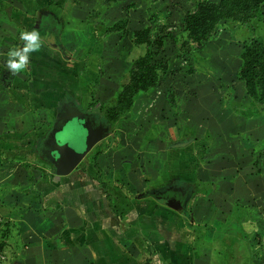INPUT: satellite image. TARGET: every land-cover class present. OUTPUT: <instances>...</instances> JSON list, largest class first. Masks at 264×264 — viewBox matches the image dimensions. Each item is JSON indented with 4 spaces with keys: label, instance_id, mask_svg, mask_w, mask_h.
<instances>
[{
    "label": "rangeland",
    "instance_id": "374dc122",
    "mask_svg": "<svg viewBox=\"0 0 264 264\" xmlns=\"http://www.w3.org/2000/svg\"><path fill=\"white\" fill-rule=\"evenodd\" d=\"M44 1L0 0V88L31 101L28 106L39 107L30 113L35 117L30 118V114L21 117L14 104L11 106L8 95L0 91L5 94V99L0 101V136L7 129L25 133L33 130L35 122H40L41 134L25 139L34 142L36 136L48 135L58 111L79 112L103 130L104 138L80 165L92 170L98 182L108 174L125 183L120 175L146 173L148 167L150 174H159L157 168L163 165L161 151L165 148L173 151L169 144L177 147L201 144L194 167L208 178L202 183L199 179L194 182L199 187L194 201L199 200L198 204L200 199L211 200L208 205L213 206V214L204 234L199 228L193 229L195 237L199 232L198 244L202 242L199 249L203 260L199 264H264V108L246 95L242 81L238 80L243 44L253 39L264 44V5L249 24L220 23L210 40L198 48L192 43L184 45L187 38L182 19L202 0H66L65 4L59 1L58 6ZM18 6L28 14L26 26L20 21V27L15 23V13L21 12ZM36 11L40 12L37 14L41 20H35ZM124 21L126 24L119 31H110ZM146 27L151 28L152 40H162L161 50L150 48L156 53V63L166 67L160 73L161 83L138 94L132 109L110 124L104 118V111L115 104L121 86L128 81L132 62L146 52L145 45L138 46L133 40V33ZM33 29L40 32L48 48L54 45L67 56L61 58L68 62V72L54 62L48 64L52 60L39 52L31 54L25 71L12 75L7 70L9 48L22 43L19 39L22 30ZM54 55L50 54L52 59ZM19 78L25 80L23 84ZM47 78L51 81H46ZM28 79L29 82L41 80L42 85L27 84ZM56 81L65 83L71 91L62 107L58 100L61 92H54L62 86L56 88L53 85ZM35 98L39 99L37 105ZM28 119L34 123L28 121L31 125L24 126ZM13 138L16 144L22 140ZM36 154L32 152L29 156L41 159ZM13 156H19L18 149L6 160L11 166L3 165L0 156V168L1 165L4 168V172L0 171V180L3 179L0 208H11L20 214L31 205L35 214L42 215L38 190L35 192L27 187L29 184H22L25 166ZM41 156L46 181L54 179L53 162L44 152ZM176 157L170 160L175 162ZM96 159L100 169L97 164L93 166ZM151 179L150 176V184ZM50 206L46 204L47 212ZM58 217L60 223L63 212ZM209 242L215 243L212 244L217 249L210 251L212 255L206 259ZM20 245H16L17 250ZM257 258L261 261H256Z\"/></svg>",
    "mask_w": 264,
    "mask_h": 264
},
{
    "label": "crops",
    "instance_id": "0c3cea01",
    "mask_svg": "<svg viewBox=\"0 0 264 264\" xmlns=\"http://www.w3.org/2000/svg\"><path fill=\"white\" fill-rule=\"evenodd\" d=\"M52 1L44 2L53 3L55 6L59 5V1L66 3V0ZM27 3L32 7L30 1ZM18 9L21 12L15 13V23L20 27V21L26 26L29 21L28 14L21 6H18ZM41 19L42 17L37 14L35 20ZM46 45L43 44L39 53L52 60L48 61V64L54 62L67 71L68 62H63L61 58L67 56H63L54 45L51 48ZM50 54H55L53 59ZM47 65L45 64L44 67ZM19 79L20 84H23L25 80ZM30 79L26 80L27 84L35 87L42 85L41 80L33 79L29 82ZM46 81L51 80L47 78ZM53 85L56 88L62 86L54 89L55 93L60 91L62 94L58 99L62 107L65 105L64 101L69 100L70 88L58 81ZM0 91L8 95L11 106L14 104L15 110L20 112L21 117L28 116L39 108L30 104L28 106L27 103L31 101L10 93L8 89L0 88ZM4 93H0V101L5 99ZM41 97H44V94ZM37 98L34 99L36 105L39 100ZM60 114L58 111L57 116ZM31 117L35 115L30 114ZM29 119L24 126L31 125L30 122L34 123ZM34 124L33 130L25 133L10 132L7 129V132L0 136V156L4 160L3 165L6 163L11 166V162L6 160L12 157L15 149H18L19 156L13 157H17L25 166L21 182L29 184L27 187L30 190H38L40 209L43 211L42 215L35 214L31 205L27 211L20 214H16L8 207V209L0 208V229L6 231L0 239L4 244L3 252L0 253L3 257L0 264H199V261L203 260L200 258L202 250L199 249L202 242L198 244V236L200 231L204 234L208 225L212 223L210 216L213 214V206L208 205V202H211L208 198L200 199L201 202L198 204L196 203L199 200L194 201L199 188L194 182H198L199 179L202 183L204 178H208L199 174L194 167L202 150L201 144H182L179 147L176 144L172 146L169 144L170 150L173 151H166V148L161 151L160 159L163 165L157 168L159 174H150L148 167L146 173L133 172L124 174L125 177L120 175L125 183L109 177L108 174H106L108 178L103 177L98 182L92 170L87 167L81 168L80 165L86 159L79 165L80 170H76L72 175L57 181L52 177L51 180L46 181L48 178L42 171L41 155L47 136L38 138L36 136L34 142L25 140L27 137L35 138L36 133L41 134L42 123ZM13 137L18 141L21 138L22 140L16 144ZM166 145L163 144L164 147ZM185 150L187 153L184 152ZM32 152L39 154L41 159L37 160L35 155L29 156ZM216 152L223 151L216 150ZM193 154L194 157H191ZM117 155L122 156L118 152ZM176 155L175 163L170 159ZM95 164L100 169L97 159L93 161V166ZM175 164L177 168H172L171 166ZM3 165L0 168L1 172H4ZM115 167L117 168V164ZM155 174L158 178L156 183ZM150 176L153 178L151 184ZM10 177L11 175L8 179ZM150 189H154L152 191L155 192ZM42 198L45 200L43 201ZM191 202L194 204L189 207L188 204ZM46 204L51 205L50 212H47ZM171 205H175L176 208H172ZM61 212L63 218L58 223V215ZM195 228L196 230L199 228L196 237L194 236L196 232H193ZM240 236L241 234L238 235ZM20 243L17 250L16 245ZM212 243L209 242L207 245L206 259L212 255L210 251L217 249L216 244ZM256 261L259 262L261 259L257 258Z\"/></svg>",
    "mask_w": 264,
    "mask_h": 264
},
{
    "label": "trees",
    "instance_id": "16d2710c",
    "mask_svg": "<svg viewBox=\"0 0 264 264\" xmlns=\"http://www.w3.org/2000/svg\"><path fill=\"white\" fill-rule=\"evenodd\" d=\"M264 5V0H202L198 2L194 9L185 13L182 19V27L186 33L187 41L201 48L203 44L210 40L216 27L227 21L239 24H249L258 15L260 8ZM126 22L115 25L110 31H119ZM151 28L135 31L133 40L136 45H145L146 52L135 59L128 73V81L124 83L116 98L114 105L104 111L105 120L116 123L126 113H128L135 102V98L140 93L148 92L158 87L161 83V70L154 60L155 52L151 47L162 49V40L151 39ZM241 65L238 72V80L242 81L246 95L255 103L264 108V44L253 39L243 44L240 53ZM62 177H55V181ZM0 239L6 231L0 229ZM4 244L0 241V253L3 252ZM1 255V254H0ZM2 259H0L1 261Z\"/></svg>",
    "mask_w": 264,
    "mask_h": 264
},
{
    "label": "water",
    "instance_id": "95a60500",
    "mask_svg": "<svg viewBox=\"0 0 264 264\" xmlns=\"http://www.w3.org/2000/svg\"><path fill=\"white\" fill-rule=\"evenodd\" d=\"M103 138V130L85 115L74 110L62 112L48 133L42 152L53 162L56 177H67Z\"/></svg>",
    "mask_w": 264,
    "mask_h": 264
},
{
    "label": "clouds",
    "instance_id": "9594fccd",
    "mask_svg": "<svg viewBox=\"0 0 264 264\" xmlns=\"http://www.w3.org/2000/svg\"><path fill=\"white\" fill-rule=\"evenodd\" d=\"M22 42L19 46L9 48L7 52L6 68L16 75L25 71L30 63V56L34 52H39L44 44L38 30H22L19 35Z\"/></svg>",
    "mask_w": 264,
    "mask_h": 264
},
{
    "label": "built area",
    "instance_id": "2783aa9c",
    "mask_svg": "<svg viewBox=\"0 0 264 264\" xmlns=\"http://www.w3.org/2000/svg\"><path fill=\"white\" fill-rule=\"evenodd\" d=\"M0 259H3V257L0 255Z\"/></svg>",
    "mask_w": 264,
    "mask_h": 264
},
{
    "label": "flooded vegetation",
    "instance_id": "af4514ba",
    "mask_svg": "<svg viewBox=\"0 0 264 264\" xmlns=\"http://www.w3.org/2000/svg\"><path fill=\"white\" fill-rule=\"evenodd\" d=\"M76 170H80V168L78 167Z\"/></svg>",
    "mask_w": 264,
    "mask_h": 264
}]
</instances>
